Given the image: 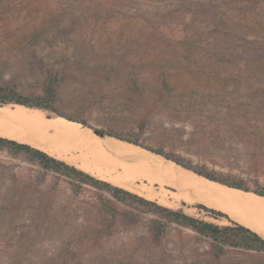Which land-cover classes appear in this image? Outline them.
Segmentation results:
<instances>
[{"label":"rangeland","instance_id":"1","mask_svg":"<svg viewBox=\"0 0 264 264\" xmlns=\"http://www.w3.org/2000/svg\"><path fill=\"white\" fill-rule=\"evenodd\" d=\"M50 75L59 80L53 97L44 92ZM0 85L52 99L94 136L98 129L136 140L105 138L133 156L118 155L151 164L154 186L193 204L223 209L207 191L230 187L179 182L167 167L206 179L148 148L246 193L264 189V0H0ZM95 193H74L65 178L0 151V264H264V252L229 247L212 257L208 239L175 224L154 244L147 213L106 232ZM169 207L211 218L185 203Z\"/></svg>","mask_w":264,"mask_h":264},{"label":"trees","instance_id":"2","mask_svg":"<svg viewBox=\"0 0 264 264\" xmlns=\"http://www.w3.org/2000/svg\"><path fill=\"white\" fill-rule=\"evenodd\" d=\"M52 77L53 75L48 77L44 86V92L49 97H53L56 91V82L59 81L54 82ZM9 103L48 110L56 115L64 116L68 120L77 121L57 111L51 104L52 99L25 97L13 91L8 85H0V105ZM80 122L84 124L83 121ZM105 133L108 136L138 145L136 140L124 137L123 135L111 131H105ZM148 150L195 172L203 178L219 182L228 187L250 191L247 186L241 183L224 180L203 167L191 165L183 158L166 154L159 149L148 148ZM0 151H6L10 155L21 154L28 162L36 164L45 171L53 172L57 177L65 178L74 193L80 192L85 186L95 189L101 225L106 232L113 230L117 219H120L123 225H134L143 218V214L147 213L152 216L148 220V233L150 241L154 244L160 243L168 225L175 224L180 227L189 228L199 237L208 239L209 254L215 258L220 257L227 247L248 252H264V237L261 234L232 220L226 213L208 207L203 203H194L192 207H195L200 212H204V215L213 219L225 218L229 221V224H216L212 221L185 213L181 209L164 206L137 193L97 178L24 142L0 136ZM252 192L256 195L264 196V189L255 188Z\"/></svg>","mask_w":264,"mask_h":264},{"label":"bare ground","instance_id":"3","mask_svg":"<svg viewBox=\"0 0 264 264\" xmlns=\"http://www.w3.org/2000/svg\"><path fill=\"white\" fill-rule=\"evenodd\" d=\"M0 126H3L4 128L17 127L20 131L25 128L28 131H31L30 136H26V134L12 132L10 130L11 128L9 130L0 128L1 137L14 139L19 142L30 144L39 149L41 148V150L45 151L50 156L63 160L97 178L137 193L138 195L156 201L159 204L167 207L178 204L180 205L181 203H185L189 206L193 205L192 200L179 194L180 192H171L160 186H154L152 182L153 177L150 178L151 173L149 169L152 166L151 164L150 166L149 164H144L143 161H137L136 158L128 159L124 156H120V154L118 155L116 152H118L119 149L120 153L126 154L127 156H133L130 152H126L129 149L126 148L123 143V146L120 145L118 147L116 144L119 142L110 140L109 138L101 140L99 137L92 135L81 125L70 122L64 117L51 116L40 109L26 107L21 104H3L0 105ZM104 141L106 143H104ZM107 144L113 151L110 150ZM149 159L152 160L153 158L149 157ZM147 162L149 161L147 160ZM167 163L169 164V162ZM171 169L167 167L166 172L177 178L179 182L182 180V182L185 181L186 184L192 183L191 185H195L197 189L202 186L206 187L213 182H210L209 180L207 181V179L203 181L189 176L186 177V173V178H184L173 173ZM160 173H162L161 175L164 177L163 172L160 171L159 174ZM160 178L161 177H159V179ZM168 178L169 177H167V179ZM143 179H148V181L143 182ZM222 186L224 187V185ZM210 188L214 191H207L208 189H206L209 196L213 194L209 199L220 201L222 204L221 206L223 207V209L220 208V210H230V212H228L229 214L233 213V215H235L237 219L236 222L257 231L261 235L264 233L263 225L260 222V220L263 221L264 219V196L243 191L241 192L238 191L239 189L235 191L236 188H228V190H230L229 193L225 192V187V190L219 187L223 190V193L218 192L219 190H216L213 187ZM201 193L204 192L201 191ZM209 199H206V201Z\"/></svg>","mask_w":264,"mask_h":264},{"label":"water","instance_id":"4","mask_svg":"<svg viewBox=\"0 0 264 264\" xmlns=\"http://www.w3.org/2000/svg\"><path fill=\"white\" fill-rule=\"evenodd\" d=\"M57 116H60V117H64V116H61V115H57ZM73 121V120H72ZM83 125V124H82ZM85 127V126H84ZM92 131V133H94L96 136H98L101 140H104L106 137H112V136H108L104 131H101V130H98V129H92L91 130ZM113 138H115V139H118V138H116V137H113ZM118 140H120V139H118ZM121 141H123V140H121ZM127 143H129V142H127ZM132 144V143H131ZM155 155H158V156H160V157H162L161 155H159V154H155ZM164 158V157H163ZM166 161H171V160H168V159H166V158H164ZM171 162H173V161H171ZM175 165H178V166H180L179 164H177V163H175V162H173ZM181 168H183V169H186V170H188V171H190V172H192V173H194L195 175H197V176H200V175H198V174H196L195 172H193V171H191V170H189V169H187V168H185V167H183V166H180ZM200 177H202V176H200ZM205 179H207V178H205ZM207 180H209V179H207ZM209 181H213V180H209ZM213 182H216V181H213ZM216 183H219V182H216ZM219 184H221V183H219ZM222 185H224V184H222ZM226 186V185H225ZM228 187V186H227ZM230 188H233V187H230ZM236 189H238V188H236ZM239 190H241V189H239ZM242 191H244V190H242ZM244 192H248V191H244ZM250 192V191H249ZM253 193V192H252ZM259 196H261V195H259Z\"/></svg>","mask_w":264,"mask_h":264},{"label":"crops","instance_id":"5","mask_svg":"<svg viewBox=\"0 0 264 264\" xmlns=\"http://www.w3.org/2000/svg\"><path fill=\"white\" fill-rule=\"evenodd\" d=\"M210 221L216 223V224H220V225H223V224H226V223H220V220L219 219H213V218H210Z\"/></svg>","mask_w":264,"mask_h":264}]
</instances>
